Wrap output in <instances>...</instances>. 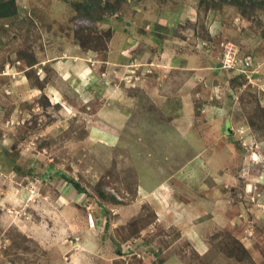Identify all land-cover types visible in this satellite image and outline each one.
Here are the masks:
<instances>
[{"label": "rangeland", "instance_id": "rangeland-1", "mask_svg": "<svg viewBox=\"0 0 264 264\" xmlns=\"http://www.w3.org/2000/svg\"><path fill=\"white\" fill-rule=\"evenodd\" d=\"M0 264H264V0H0Z\"/></svg>", "mask_w": 264, "mask_h": 264}, {"label": "built area", "instance_id": "built-area-1", "mask_svg": "<svg viewBox=\"0 0 264 264\" xmlns=\"http://www.w3.org/2000/svg\"><path fill=\"white\" fill-rule=\"evenodd\" d=\"M235 63H236V59L234 55L228 54V56L223 61V66L225 68H232L234 67Z\"/></svg>", "mask_w": 264, "mask_h": 264}, {"label": "crops", "instance_id": "crops-1", "mask_svg": "<svg viewBox=\"0 0 264 264\" xmlns=\"http://www.w3.org/2000/svg\"><path fill=\"white\" fill-rule=\"evenodd\" d=\"M197 239H198V238H197ZM194 242H195L196 244H195ZM194 242H193V243L195 244V246H197L198 249H200L201 251L204 249V247H203V245H202L203 242L201 243V240H200V239H198V242H197V241H194Z\"/></svg>", "mask_w": 264, "mask_h": 264}, {"label": "trees", "instance_id": "trees-1", "mask_svg": "<svg viewBox=\"0 0 264 264\" xmlns=\"http://www.w3.org/2000/svg\"><path fill=\"white\" fill-rule=\"evenodd\" d=\"M74 186H75V188H76L77 190H80V188H79V185H78V184H75Z\"/></svg>", "mask_w": 264, "mask_h": 264}, {"label": "bare ground", "instance_id": "bare-ground-1", "mask_svg": "<svg viewBox=\"0 0 264 264\" xmlns=\"http://www.w3.org/2000/svg\"><path fill=\"white\" fill-rule=\"evenodd\" d=\"M249 190V189H248Z\"/></svg>", "mask_w": 264, "mask_h": 264}]
</instances>
